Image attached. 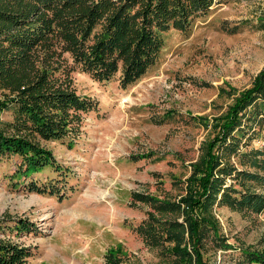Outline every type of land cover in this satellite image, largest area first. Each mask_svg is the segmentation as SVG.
Listing matches in <instances>:
<instances>
[{
	"label": "rangeland",
	"instance_id": "374dc122",
	"mask_svg": "<svg viewBox=\"0 0 264 264\" xmlns=\"http://www.w3.org/2000/svg\"><path fill=\"white\" fill-rule=\"evenodd\" d=\"M263 68L264 0H220L187 34L168 30L159 63L127 87L117 79L97 82L73 72L77 92L93 97L97 106L85 114L72 146L42 140L59 169L45 166L19 177L16 157L0 159V218H25L34 225L11 236L31 246L28 264H106V253L118 244L125 252L122 264H170L165 251L137 231L155 211L132 193L176 196L181 189L174 177L187 175L208 134L195 116L225 111ZM0 116L9 118V111ZM239 142L240 149L262 146L264 125L253 124ZM232 161L238 165L236 157ZM31 179L55 184L60 195L28 188ZM214 212L227 242L264 246V212L223 203H215ZM205 245L201 264H233L237 249ZM190 264H198L195 257Z\"/></svg>",
	"mask_w": 264,
	"mask_h": 264
},
{
	"label": "trees",
	"instance_id": "16d2710c",
	"mask_svg": "<svg viewBox=\"0 0 264 264\" xmlns=\"http://www.w3.org/2000/svg\"><path fill=\"white\" fill-rule=\"evenodd\" d=\"M219 1L0 0V111L10 114L0 116V159L16 157L19 177L45 166L59 169L42 140L72 146L85 114L97 106L93 97L77 92L73 72L97 82L117 79L127 87L159 63L168 30L187 34ZM233 96L225 111L195 116L208 134L187 175L174 177L181 189L176 196L132 193L155 211L137 231L147 244L160 246L170 264H190L193 257L204 263L208 242L222 251L237 249L233 264H264V246L227 242L214 212L215 203L264 212V143L240 149L239 142L253 124L264 125V68ZM54 186L28 182L30 189L60 195ZM33 227L25 218H0V264H28L31 246L11 236ZM124 253L119 244L111 247L106 264H122Z\"/></svg>",
	"mask_w": 264,
	"mask_h": 264
}]
</instances>
